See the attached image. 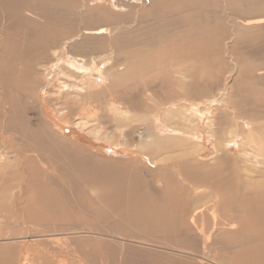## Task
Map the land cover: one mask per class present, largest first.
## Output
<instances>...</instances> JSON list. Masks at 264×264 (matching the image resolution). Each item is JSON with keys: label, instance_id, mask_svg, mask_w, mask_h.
I'll list each match as a JSON object with an SVG mask.
<instances>
[{"label": "rangeland", "instance_id": "1", "mask_svg": "<svg viewBox=\"0 0 264 264\" xmlns=\"http://www.w3.org/2000/svg\"><path fill=\"white\" fill-rule=\"evenodd\" d=\"M72 1L73 10L69 11L66 5L60 6V0H0V32L4 37H0V239L27 238L40 232L63 234L84 227L109 231L130 241L205 254L213 264L232 263L225 250L216 251L220 245L207 249L208 245L196 243L194 236L201 239L209 235V242L215 236L216 241L229 245L236 237L227 235L224 223L246 217L241 216L243 210L254 216L246 217L247 221L257 222L258 216H264V195L235 172L232 155L240 153L236 143L224 148L231 161L225 159V165L217 164L205 170L208 173L195 170V162L188 156L189 163L183 165L181 173L190 180L179 179V166L188 157L181 159L179 152L163 146L166 148L158 149L154 160L138 145L140 136L156 132L163 137L157 142L181 147L184 142L170 137L182 135L181 139L197 144L199 149L193 151L199 160L214 159L216 142L206 136V118L198 119V129L178 131L173 129L176 124L154 122L153 116L157 112L162 115L164 109L174 111L167 107L184 100L201 102L215 97L226 84L224 123L231 127L239 116L254 120L252 123L261 121L260 131H264V24L246 25L262 21L264 0H130L128 8L108 16V11L115 10L114 0ZM99 11L104 16L92 28L106 25L115 30L84 41L80 29L82 25L90 27L85 15L94 16ZM111 50L118 51L127 66L113 71L117 74L114 83L89 79L79 71L76 79L85 87L60 83L64 72L59 65L68 60L67 54L110 55ZM65 79L69 81V76ZM60 109L68 113L64 121L57 115ZM116 110L124 116L115 115ZM76 115H85L88 129L75 125ZM165 150L166 157L161 155ZM165 164H173L180 183L191 189H178V195L172 189L161 198L134 195L132 188L142 195L149 192V186L163 190L160 170L168 169ZM62 180L72 183L74 195L63 193L68 189ZM204 184L219 189L224 200L219 207L201 204ZM239 186L243 190H235ZM246 191L252 193L248 199L257 204L253 211L251 205H243ZM195 216L199 217L197 224L190 222ZM248 225L258 228L254 223ZM255 232H244L247 235L242 233L241 237H248L253 245L259 239L255 237L264 236V229L259 235ZM46 241L35 246L24 241L1 243L0 264H20L24 256L30 264H82L72 254L62 252L59 256L54 252L64 238ZM93 242L79 245L80 250H88V264H199L196 258L185 255L179 260L178 255L168 257L158 248L136 247L127 248V255L119 262L118 253L108 243ZM257 245L247 248L254 253Z\"/></svg>", "mask_w": 264, "mask_h": 264}, {"label": "bare ground", "instance_id": "2", "mask_svg": "<svg viewBox=\"0 0 264 264\" xmlns=\"http://www.w3.org/2000/svg\"><path fill=\"white\" fill-rule=\"evenodd\" d=\"M60 1L63 3L60 6L66 5V7L69 9V11H72L73 10V4H74V2L72 0H60ZM99 1H98V3H99ZM129 1L130 0H114V5L113 6H114V9L115 10L114 11L111 10L110 12L108 11L107 12V16L108 15H115V14L119 13L120 10H124L125 8H128ZM102 6H104V5H102ZM103 16H104V13L102 11H99L94 16L91 15V14H86L85 15L86 18L90 19V21H89V26L90 27H86V26L82 25V27L80 29L81 30V35L83 36L82 39H84V41H87L89 39L88 37H92V36H100V37L107 36L112 31L115 30V28H111V27L106 26V25H102V26H100L98 28H92V24L96 23V21L97 20H100ZM261 23L264 24V18L262 19V21H258V22L257 21H255V22H247L246 25H259ZM0 35H1L0 37H1V40H2L4 38L3 37V32H0ZM67 56H68V60L61 62L60 65H59L62 68L60 70L64 72V74L62 73L63 76H62V78L60 80L62 82H60V83L66 85V86H71V84H72V85H75L77 87H80V86L84 85L83 83H80L76 79V75H77L78 71L80 73H82V75L84 77H87L89 79H91V78H94V80H96V79H98V80L100 79L101 80L102 79V81H108V83H114L117 80V74H116V72H113V71L120 72V71H122V67H124V65H125L124 63H122V58H121L119 52L118 51H112V50H111L110 55L73 56V55L67 54ZM118 57H120V58H118ZM109 65H111V66L109 67ZM2 66L3 67L5 66L4 60L2 61ZM40 67L41 66H39V68ZM125 67H127V66H125ZM44 72H46V71H44ZM41 73H43V72H41ZM125 74H126V69L122 73V75H125ZM68 76H69V79H68L69 81H66L65 78L68 77ZM0 84L2 85L1 82H0ZM83 87H85V85ZM71 89H72V87H71ZM78 89H80V88H78ZM227 90H228V84H226V87H224L223 89H221L216 94L215 97L205 98L201 102H197V101H194V100H192V101H190V100H184V101H182V103H179L178 105H170L169 107H167V108L173 107V109H175L174 111H171L170 109H164V111L161 112L162 115H159L160 112H157L156 114L152 113V114H154V116H153V121L154 122L156 120H158V121H160V120L166 121L167 120V122L169 121V123H171L172 125L173 124H176L175 126L173 125V127H174L173 129H177L178 131H181V130H189V129L190 130L198 129V128H200V125H199L200 123H199V120L198 119L201 120L203 118H206V120H207V125H206V129H205L206 130L205 131L206 132V136L209 137V138H213L215 140V142H216V145H215L216 146V156H215L214 159H210V160H207V161H201V160H199L198 159L199 155L197 156V154H195L196 152L193 151V150L196 149V147L199 149V147L197 146V144L194 143V145H193L192 142L189 141L190 139L187 140L188 138L187 139H184V140L181 139L182 138L181 137L182 135L181 136L178 135L179 137H176L177 135L175 137H170L171 140L174 139L175 141L180 140V141L184 142V146L182 145L181 147H178V145H173V144H168V145L166 144L165 145L161 141L160 142H157V140L160 139L162 136L161 137L158 136L156 132L155 133H145L144 134V137L140 136V138L142 139V142H141V145H138V146L140 147V149H142V151L145 154H149L150 157H152L154 160L157 159L156 157H154V155L157 152L160 153V151H157V150L160 149V148H162L163 146H166L167 147V148L165 147L166 150L169 149V151L172 150V149H174V153H177V152L180 153V155L182 156L181 159H185V157L191 156V158H193L191 160L193 162H195V164L193 165L194 166V169L195 170L196 169L199 170L201 168V169H204V172H205V170H210L211 168L217 167V164L220 165L221 163H223L225 165V163H226V160L225 159H228V160L231 161L232 156H233L234 157L233 165H234V168H235V172L237 173V176L239 178L243 177L246 180L245 181V184H247L249 182H252V184L257 187L256 188L257 192L260 193V195H264V193H262V190H264V131H260V126L262 125L261 124V121H259V122H256L255 121V122L252 123L250 121H254V120H250V119H246V118L241 119L239 116H236L234 118V120H233V125L231 127L227 123H224L222 113L223 112H226L228 110L227 101H226L227 99L225 97V95L227 93ZM10 105H12V104L10 103ZM63 105H65V104H63ZM65 113H67V112H65ZM65 113L63 112V109H60L58 111V114L57 115H59L58 117H60V120L61 121L63 119H65V117H67ZM114 113H115V115H118V117H119V114H120V116H124V113L123 112H120V111H117V110H116V112L114 111ZM92 114H94V112H92ZM84 116L85 115H83V116H77L76 115V118L74 119L73 122L77 126H82V127L85 126L88 129V126L90 124H88L89 123L88 122V119L86 120V118H84ZM126 117L129 118V116H126ZM192 117H194L195 119L194 118L192 119ZM148 118H149V116L147 117V119ZM221 119H222V121H221ZM4 121H5V119H4ZM130 122H131V120H130ZM165 124H166V122H165ZM248 124L250 126L249 129H247V125ZM1 125H2V123H1ZM225 125L228 126L227 129L224 127ZM5 127L6 126H3V129ZM93 129L96 131L97 134L100 133L99 131L96 130V127H94ZM157 129H158V127H157ZM174 133H176V132H174ZM213 133H215L216 135L213 134ZM193 140H191V141H193ZM235 143L237 145L236 147H238V149L240 150V153L239 154L237 153L235 156L234 155L231 156L230 154L228 155V153H225L224 152V151H226L224 148H226L227 145L228 146L229 145H234L235 146ZM166 150L164 152H166ZM162 151H161V155H164L165 157L168 156L167 152L166 153H162ZM226 152H228V151H226ZM194 155H196V156H194ZM159 156H160V154H159ZM162 160L167 161L168 159H161V161ZM169 163H170V161H169ZM188 163H189V157H188V159L186 158V160H183L182 164L179 166L180 167V170H179L180 171L179 179L181 178L180 180H183V178L184 179H187V180H190V179H188V177H186V174L181 173V172H184V170L181 169L183 167V165H186L187 166ZM171 165H173V164H165L164 166H166V168H168V169H166V170L161 169L160 170V172H161L160 173V175H161L160 178H162L163 190H159L155 186H149V188H150L149 189V192L148 193L146 192L147 194L142 195L143 193L141 191H138L137 188H132V191H133L134 195L137 194L141 198H144V197H147V196L150 197V195L157 196V197L161 198V196H165V193L166 194L171 193L170 190H172V189L175 190L174 194L175 195H178V193H179V190L178 189L187 190V189H184V188H190V186L189 187H186L184 184L182 185V183H180L181 181L177 178L178 174L175 173L176 171H175L174 168L171 167ZM223 170H224V168H223ZM193 173H195V171H193ZM205 173H208V172H205ZM206 175L209 176V174H206ZM63 182L65 183L63 186H65V188L68 189L66 192L64 191L63 193L64 194L66 193V194L71 195V196L74 195V193H72V187H71L72 186L71 185L72 183L70 184L68 181L62 180L61 181V184H63ZM239 184H240V181H239ZM207 185L204 184V187H205L204 192L205 193H204V195L201 196V197L204 198L203 199L204 202H202L201 204H204V205H206V204H208V205L209 204H212L213 205L212 208L215 209L217 206L219 207V203H223L222 201H224V200L222 199V197H220V194H218L219 189L217 188V186H215V188L210 189L211 186H207ZM115 187H116V185H115ZM170 187H171V189L168 190L167 188H170ZM97 189H99V188L97 187L96 190ZM238 189L243 190V188L241 186L236 187L235 190L238 191ZM107 190H109V189H107ZM23 191H25V190H23ZM125 192L127 193L128 191H125ZM197 193H199V192H197ZM202 193H203V191H202ZM111 194H112V196H114L113 195L114 194L113 192ZM191 194L193 195V193H191ZM172 197H174V195ZM250 197H252V193L251 192H247V191L244 192V194H243V198H244L243 205L244 204H245V206L251 205L252 211H253V208L257 204H256V202L253 203L254 201L252 202L251 200H249L248 198H250ZM194 198L195 199H198V200L201 199V198H196V197H194ZM255 200H256V198H255ZM228 204H229V202H228ZM223 205H225V204H223ZM207 207H210V206H207ZM203 208H201V209H203ZM212 208H211L210 211H213ZM176 209H178V208H176ZM203 212L204 211H202V214H204ZM249 214L250 213H247L246 210H243V212L241 213V216L254 217V216L249 215ZM259 215H261V214H259ZM200 217L203 218V215L200 216ZM246 217H241L240 221H235V222H233L231 224L230 223H224V224L222 223L223 225L221 224L222 225V228L223 229H226V232H227V235L228 236L232 235V236L236 237V239L233 240L232 243L229 244V245H226L225 243H222L223 240H222L221 243L218 240H217L218 241L217 242L215 236H213L212 242H209V235H208V237L205 238V236L201 234L202 235V238L201 239H199L197 236H194V239H195L196 243L199 242L202 245H208L207 246L208 247L207 249L212 248V247H216V245L217 246L220 245L221 247L218 246L219 248H217L216 251H219V249H220V251L225 250V253H229L228 256H230L229 258H231V262L232 263H227V264H264V236H263V234H262L261 237H259V236L255 237L254 236L255 238H259L258 241L256 242V243H258L257 249H255L256 248V246H255L256 243H253V245L255 246L254 249L256 250V252H255V250L253 248H250V249H253L254 250V253H253V251H250L247 248L248 246H253V245H250L249 244L248 237H246L244 240L241 237L242 236V233L245 234V235H247V233H244V232H247V231H254L255 232L256 226H254V228H255V230H254L253 229V226L248 225V224H251V223H254V224L257 225L258 228H257L256 232L260 228L263 230L264 229V216H258L257 218H260V219H257L256 220L257 222L253 221V219H252V221H250L251 220L250 218H248V221H247V218ZM198 219H199V217L198 216H195V218L193 220H190V222L191 223H196V220L198 221ZM228 219H230V218L228 217ZM211 222H213V221H211ZM215 222H214V227L216 228L218 225ZM186 224L188 226L189 223H186ZM194 226H195V224H194ZM103 227H104V225H103ZM226 227H228V228H226ZM183 228H184V226H183ZM202 228H203V224L200 225V230L201 231H202ZM218 228L220 229L221 227L219 226ZM194 229H196V228H194ZM261 229L259 231H261ZM202 232H204V231H202ZM217 232H219V231H217ZM258 232L256 234H258ZM193 233H194V231H193ZM193 233H192V235H193ZM196 233H197V231H196ZM255 233L253 235H255ZM220 234H222V233H220ZM223 234L225 235V233H223ZM197 235H199V234H197ZM237 235H239L241 238L239 236H237ZM203 236H204V239H203ZM59 237L64 238L65 241H63L61 243V245H60L61 247H57L55 249V251L52 250V252L54 251L59 256L63 255V254H60V253L67 252L70 255L72 254L73 256H75L76 259H77V262L78 263L82 262V264H85V263L88 264L89 261H90V259H89V261L87 259V257H88V254H87L88 253V250H87V248H86L85 251L84 250H80L79 245L82 242L85 244L86 241L91 240V239L94 242H95V240H96V242H97V240H99V241L108 243L118 253V256H119L118 257V260H119V262H122V260H124V257L127 255L126 250H127V248H130V247L146 248V249L150 248L149 250H151V249L157 250V248H158L159 250H157V251H159V252H161V253H163V254L167 255L168 257H171V258H173L171 255H178L179 256V260H180V258L181 257H184L183 255H185V258L186 257L187 258L192 257V258H196L199 261H203L202 263H200L198 261L199 264H209V262L211 261V258H210V261H209L206 258L205 254H202L201 255V253L192 254V253L180 252L179 251L180 249L178 250V249H176V247H173V246H169V247H165L164 246L163 247L161 245H157L156 246V245H153V244H148L147 242L146 243H142L141 241H137V240L130 241L127 237H125V238L122 237L121 238V236H120V238H119L116 234L111 233L109 231H105V230H102L100 232L99 231H96V230L95 231H91V229L84 228V227H78V228H75L74 230L72 229V231H70L68 233H63V234H56V233H48L47 234V233H41L40 232V233H37L35 235H31V236L29 235L27 238H25V236H24V238L23 237H21V238L20 237L19 238L13 237L10 240H6V239L1 240L0 239V244L1 243L9 244L10 242H14V241L19 243L20 241H24V242H26L25 244L32 243L33 242L32 243V246H35L38 242L46 241V240H49V239H57ZM199 237H200V235H199ZM234 237H231V238L234 239ZM204 241H207L208 244H204ZM20 244H22V243H20ZM262 246H263V249H262ZM202 247H204V246H202ZM259 247H261V250H260ZM21 248H22V246H21ZM236 249H238L241 252L240 253H237V254H234V251H236ZM205 251H206V249H205ZM203 252H204V249H203ZM25 254L28 256L27 253H25ZM91 255L92 254H90V256ZM92 257H93V255H92ZM21 258H23V257L21 256ZM225 258H226V256H225ZM108 261H110V260L108 259ZM222 261H223V257H222ZM192 262H193V260H192ZM227 262H229V261H227ZM210 263H212V262H210ZM20 264H30V263L27 260V258L24 256V260L20 261Z\"/></svg>", "mask_w": 264, "mask_h": 264}]
</instances>
